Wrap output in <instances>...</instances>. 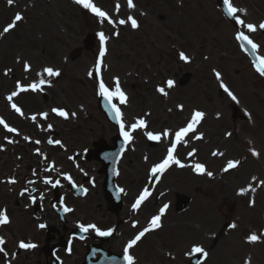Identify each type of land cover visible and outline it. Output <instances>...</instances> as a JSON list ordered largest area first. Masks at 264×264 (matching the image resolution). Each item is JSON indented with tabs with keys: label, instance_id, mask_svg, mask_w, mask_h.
<instances>
[{
	"label": "rangeland",
	"instance_id": "obj_1",
	"mask_svg": "<svg viewBox=\"0 0 264 264\" xmlns=\"http://www.w3.org/2000/svg\"><path fill=\"white\" fill-rule=\"evenodd\" d=\"M136 1L138 3L139 10L143 11L144 13L142 18V26L135 32L126 29L124 30L119 43L122 55H120L118 59L108 58L106 60L111 63L109 64L108 76L110 77L112 75L111 79L113 81L114 77L120 78V75L127 77L130 73V78H132L131 73L142 75L141 71H143V73L147 72L148 75L145 77H152V79L150 80V83L143 85V87H140V89H152V85L157 82L156 80L158 76H156V74H160L161 76L165 77L170 76L171 71H174L176 74L177 69H191L194 74L191 82L188 84V87L184 89L172 90L170 98L165 104L166 111L163 114L164 118L169 116L167 111L169 109L173 110L175 103H182L185 107L184 111L176 112L175 115L169 116L171 118L168 119V123L170 125H173L183 118L184 115H187L188 110L195 106V104L203 103L204 99L208 101L209 96L213 94L215 89V81L210 75L211 68L216 67L219 64H223L230 70L238 69L246 76H249V72L245 67V62L240 57L233 59L224 58L222 59V62H218L217 59L220 58L222 51L228 47H231V42L227 39V37H229L230 30L224 23H221L211 0H197L203 11V17L201 19H190L186 16H181L178 18L179 15H184L187 12L194 15L189 9L190 0H171L170 3H167L166 0H151L148 5L141 4L139 0ZM67 3L71 5L69 0H40L39 2L31 1L26 4L28 20L33 19L36 13H45L47 16L46 19L51 22L53 30L57 28L58 33L62 35L64 39H57V46L51 47L49 45L43 54H40L37 51H29L19 40L14 39L4 42L1 47V57L3 60L14 61L15 57L23 54L25 59L29 60L32 65H34L36 62L38 63L40 59L43 58L45 65L64 67L62 58H65L67 49L72 47L80 39L78 38L76 41H71L68 39L64 28L65 23L79 19L85 20L84 14H81L79 18L78 14L74 12L73 9L67 5ZM0 7H2V5H0ZM11 10L12 6L9 9L5 8L4 6L2 7L3 14L6 12L10 14ZM158 11H162V14L160 15L161 25L157 17ZM202 20H206V27L202 28L201 31H198L201 27ZM82 26L83 27L79 28V31L80 35L83 37L85 32L88 29H91V27H87L86 25ZM172 34L178 37L179 41L175 45L169 46L167 52H154L151 49L150 42L153 39L162 44L163 38L171 36ZM194 34H196V36L195 38H192V35ZM205 36H210V42L206 45L207 48L211 47V49H214V51L204 50L200 53L198 51V44ZM72 38L74 39L75 37L72 36ZM224 41L227 42L226 46ZM179 48L188 52V56L190 57L188 66L177 67L175 63V51ZM231 49L232 48H230V50ZM90 61V58L82 57L76 63L68 66L66 68L67 75L65 78L73 84H91V82L84 77V72L90 64ZM228 81L235 88L238 85V80L235 78L228 79ZM155 115L156 110L153 105L152 120L154 123L156 122ZM189 116L190 113L188 117ZM253 119L255 121L254 123H247L243 125L247 127V132L249 133L250 137H252L251 134L260 136V134H262L264 131V119L261 117L255 118L254 116ZM240 125V123L237 124V126ZM175 127L176 126L173 128ZM200 129L203 131L202 126ZM226 141H228V139H226ZM235 142L238 143L239 139H236ZM251 142L253 146L257 148L255 140H251ZM229 144H231V141ZM206 146H209V142L206 143ZM236 146H238V144ZM261 147L264 148V146L259 145L258 149L263 152L264 149L261 150ZM230 148L231 149L229 150L225 159L237 157L242 158L245 155L243 146L241 147V152H236L231 146ZM157 158L158 156L156 159ZM248 158L251 160L249 155ZM221 164L222 162L219 161L218 164L212 165L213 168L210 169L217 171ZM251 166L253 171L252 174H256L260 178L264 177L263 155H260L257 160L251 161ZM255 170L258 171L255 173ZM182 173L186 178V182L182 183L178 181L176 188L181 193L190 196L191 201L183 212L175 213L174 210L170 209L169 213L165 216V218H167L166 227L179 228L177 230H169L173 239L180 238L181 234L183 233L197 231L201 228L203 231H206L203 232L205 234L214 233L215 236H220V244L222 246L225 245L230 247L245 248L244 238L247 237L245 235L251 230H258L260 227H264V224L261 220V217L264 215V197L262 200L257 201L258 203L254 204V206L250 208L247 206V204H243L241 205L245 206L243 209H239V206L235 210H228V207L235 205L230 202V198L235 197V194L231 193L229 189H226L225 191L221 190L220 179L207 180L203 177V184L194 186L192 184V174L188 170H183ZM195 181L198 183L201 182L200 179H196ZM211 182H215V185L212 187L210 192H207L206 185ZM222 182L226 184L237 183L235 179L229 176L224 177ZM166 188L169 190L167 195L161 196L160 201L150 199L144 205L142 212L148 213L149 215L156 210L155 208L160 202L167 199L170 200L173 184L170 186L166 185L163 179L162 184H160L158 189L165 190ZM200 190L205 193H215L219 190L222 192L220 194L216 193V195L211 196L213 197L211 200H208L205 194H201L199 192ZM201 197L205 200H208L212 206V216L214 217V220L208 222L207 224H203V219L199 218L198 216L199 212H202L201 204L204 203V200ZM236 202L237 198L235 197L234 203ZM152 203H154V207L148 210ZM233 220L236 222L237 228L230 230L227 228V225L228 223L233 222ZM220 226H222L221 229H219ZM254 253L258 254L259 258H264V240L262 243L254 246ZM229 258L235 259L234 254L229 256Z\"/></svg>",
	"mask_w": 264,
	"mask_h": 264
},
{
	"label": "snow or ice",
	"instance_id": "obj_2",
	"mask_svg": "<svg viewBox=\"0 0 264 264\" xmlns=\"http://www.w3.org/2000/svg\"><path fill=\"white\" fill-rule=\"evenodd\" d=\"M13 2H14V0H8L9 5H12ZM74 3H76L78 5H82L85 9L90 10L97 17L104 19V20H107L108 23L113 22L111 19H109L108 13L106 11L102 10L101 8L95 6L91 2V0H74ZM224 5L226 7L227 15L229 17L234 18L236 24L245 28L248 33L256 32L257 28L264 30V21L260 22L259 25L257 26V25L252 24V23H246L245 20L242 19L240 15H238V13H245L246 14L245 9H240V8L234 7L229 2V0H224ZM115 7H116V10L118 11L120 8V4L117 3ZM127 7L129 9H132L135 7L133 0H127ZM22 20H23L22 14L17 13L14 16L12 22L7 24L3 28V30L0 31V36H4L5 34L9 33L11 30H13L17 26V23L22 21ZM118 23L121 25H124L125 23H130V26L132 29H137L139 27L138 21L135 18H133L132 16H128L127 21L124 19H121L118 21ZM98 36H99V40H100V49H99V57L97 58L96 65H95V74L97 77V95L102 96L108 102L110 110L114 113V119L120 125V133L123 136L124 141L127 143V142H130L132 140V135H131L132 132L136 131L137 129H146L148 127V124H147V121L145 119L139 118L134 123H132L130 125V127L127 131L125 130V125L122 122L121 110L119 107H117V105L115 103H113V100L116 99L119 101V103L121 105H123V104L127 103L128 97H127L126 93L122 90L118 77L113 78L114 86L111 89L108 85L105 84L103 78L101 77V63H102L101 58H103L106 54L105 41H106L107 37L104 35L103 32L98 33ZM235 38L241 42V46L244 50H247L248 48L251 49L253 55L255 56L254 67H255L256 71L260 74V76L264 77V56L255 55L259 46L248 35H246L245 32H237ZM179 59L181 61H183L184 63L190 62V57L188 55H186L185 52H183V51L179 52ZM17 62L18 63L21 62L19 60V58H17ZM23 69L26 73L31 71V65L26 60L23 61ZM11 71H12L11 69H7L4 73V75L7 76ZM213 72H214L216 80L220 82L219 87L221 89H223V91L231 98L232 101L239 103L237 96L223 82L221 72L217 71L215 69H213ZM44 75H46L47 77H50V78H55V77H59L61 75V72L58 69H54L52 67L46 66L42 69V72L37 73V76L41 77L38 81H35V82H33L27 86H24L21 84L20 81H17L16 86H15L16 90L12 91L10 94H8L6 96V100L9 101L11 108L20 116L23 117L24 112L22 111V109L19 106H17L16 103H12L13 98L17 97L21 92L42 91L43 86L46 84H49V81L43 78ZM88 75L92 76L93 72L89 71ZM165 85H166V87L157 86V88H156V91L158 93H160L162 96H168L169 93L166 89H173L174 87H176V82L173 79H168L165 81ZM49 86H50V84H49ZM183 107L184 106L182 104L177 105V108H179L180 110H183ZM51 113L55 114L58 117H62L64 119L69 118V113L63 108H55L54 107L51 109ZM38 115H39L40 119L47 120L49 113L48 112H41ZM71 115L75 116L76 114L72 113ZM245 115L250 117V114L247 112H245ZM205 116H206V113L203 110L193 109V111L191 113V117L186 122V125L179 128L178 130H176L175 134H174V139H170V147H168V149H167L166 156L162 159L161 162L156 163L151 167L150 173H149V175L151 177H154L155 179L159 180L160 175L163 174L170 166H173V165H175L176 167H179V168L186 167V165L183 164L180 161V159H178L175 155L176 150H177V146L181 143L187 144V140H185V137L188 136L189 133H197V126L201 124V122L203 121ZM217 118H219V113L217 114ZM29 119H31L33 122H36L37 121V115L36 114L31 115L29 117ZM0 125H3V128L7 132L15 133L16 135H20L19 131L14 127L9 126L4 121L3 118H0ZM51 127H52V125L49 124L48 128L51 129ZM145 135H146L148 140L157 141V142L161 141L162 137L166 138V139L170 138V132L167 129H165L163 131V133H153L151 131H147V132H145ZM225 135H226V137H230L232 135V133L228 132ZM194 138L196 140H202V139H204V134L198 133L194 136ZM5 139L7 140L8 144H13L16 142V141L9 139L7 137ZM23 139L25 141H30V137H28V136H24ZM34 143L40 144L41 141L36 140V141H34ZM48 143L60 145L61 147H63L62 142L60 140L49 139ZM3 150H4L3 146L0 145V151H3ZM35 151H36L37 155H42L40 153L39 149H36ZM249 151L253 157L259 156V153L255 149L250 148ZM195 152H196V150L193 149L192 151H190L188 153V156L189 157L193 156L195 154ZM211 155L213 157H223L225 155V153L220 152V151H213L211 153ZM18 159H19V157H18ZM45 159H46V157H45ZM240 164H241V161L239 159H236V160L230 159L227 161L226 165L222 168L221 171L227 173L230 170H234V169L238 168L240 166ZM191 168H192V171L198 175H206L209 178L213 177V175H214V173L212 171L207 170L206 165L203 163H194L191 165ZM44 171L45 172L57 171V169H55L53 164H49L48 167H46L44 169ZM33 175L35 176V175H37V173L35 171H33ZM63 179L67 180L69 183H72V178L68 174H64ZM251 181L256 182L257 177L253 176L251 178ZM0 183H7L9 185H14V184L18 183V181L14 177H10L6 181H0ZM28 183L29 184H35V181L29 180ZM43 183L45 185L50 184L52 188H56L57 186L60 185V180L57 179V180H55V182H53V180L51 178L44 177ZM261 187H264V180H259L258 182L255 183V186H253V183H249L246 187H242V188L238 189L237 195L238 196H244V195L249 194V193H255L257 191V189L261 188ZM28 191H29L28 188H24L20 191L19 195L24 196L25 193ZM82 191L86 192L87 189H82ZM120 191H123V189H120ZM150 195H151V193L148 191L147 188H145L140 193V195L136 199L135 203L132 205L133 210L138 209L140 207V205ZM161 195H163V193H161ZM29 199L32 203L36 202L35 196H30ZM248 203H249V207H252L255 204V200L251 199V200H249ZM60 206H61L64 213H68V212L73 211V209H71L67 206H64L63 201H61ZM168 207H169L168 204H164L162 207H160L158 213L156 215L152 216V218L150 219L148 226L143 228L141 231H139L131 240H129L126 243V245L123 249V259L125 261V264H136L135 257L132 254H130V250L133 249V247L136 246L138 244V242H140L141 239L143 237H145V235L147 233H149L153 230L159 229L162 226V223H161L162 217L165 215ZM9 223H10V218L7 214V210L6 209H0V226L7 225ZM37 227L40 229H44V228H46V225L44 223H40L37 225ZM78 227H79L80 232H82V233H87L90 230H92L95 232L96 235L102 236V237L112 235V231H113L112 229L101 230L95 224L85 225V224L81 223V224H78ZM133 227H136L135 222L133 223ZM228 228L229 229H236L237 224L235 222L230 223L228 225ZM262 237H264V232H261L259 235L256 234L255 232H253L252 234H250L246 237L245 242L250 243V244L256 243V242H259ZM5 243L6 242H5L4 238L0 237V245H4ZM69 243H71V242H69ZM17 246L20 249H24V250L35 249L37 247V245L34 243H27L24 241H20ZM66 250L69 253L71 252L70 247ZM0 253H3L5 256L8 255L5 252V248L2 246H0ZM185 255L188 257H191L193 255H198L199 259L197 260V264H205V261L207 260V258L209 256V252L201 244H193L191 246L190 251L186 252ZM13 257H15V253H13ZM245 264H250V262L245 261Z\"/></svg>",
	"mask_w": 264,
	"mask_h": 264
},
{
	"label": "bare ground",
	"instance_id": "obj_3",
	"mask_svg": "<svg viewBox=\"0 0 264 264\" xmlns=\"http://www.w3.org/2000/svg\"><path fill=\"white\" fill-rule=\"evenodd\" d=\"M20 23V22H19ZM16 28V27H15ZM14 28V29H15ZM13 29V30H14ZM44 30L48 31L52 36H53V33H52V29L50 27V24L48 22V20L45 18V17H42V18H38L37 20V24H36V30H35V39H32L30 40V44L31 45H36L39 41H41L45 34H44ZM12 31V30H11ZM204 120V119H203ZM214 124H217V123H214ZM241 164L244 166L245 170L248 172V176H249V169H248V162L247 160H243L241 162ZM239 168V167H238ZM238 168L234 169V170H230L231 172L232 171H235L237 170ZM207 215V214H206ZM209 216L207 215V220H209Z\"/></svg>",
	"mask_w": 264,
	"mask_h": 264
}]
</instances>
